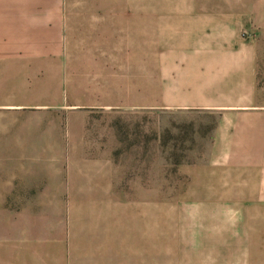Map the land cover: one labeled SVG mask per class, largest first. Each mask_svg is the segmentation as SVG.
<instances>
[{"label": "rangeland", "instance_id": "1", "mask_svg": "<svg viewBox=\"0 0 264 264\" xmlns=\"http://www.w3.org/2000/svg\"><path fill=\"white\" fill-rule=\"evenodd\" d=\"M155 1L159 13L201 4L264 26V0H127L126 12ZM84 41L71 42L61 94L39 65L0 97V264H264L246 97L155 100L149 71L130 68L104 86L77 62ZM140 48L128 35V65L148 60Z\"/></svg>", "mask_w": 264, "mask_h": 264}, {"label": "crops", "instance_id": "2", "mask_svg": "<svg viewBox=\"0 0 264 264\" xmlns=\"http://www.w3.org/2000/svg\"><path fill=\"white\" fill-rule=\"evenodd\" d=\"M74 4L72 0H0V97H14L8 88L13 80L31 78L32 72L38 76L39 65L45 76L58 79L61 94L64 64L72 63L75 52L73 39L87 40L82 44L86 51L78 53L89 56L77 62L104 86L110 87L112 78L124 79L130 68L139 71L136 76L141 79L142 71H149L150 95L155 100L213 102L220 97H246V164L252 168L247 196L261 199L258 203L264 210V26L248 13H208L201 4L159 13L155 1L149 14H127V0H78V5L88 8L72 10ZM253 28V40L242 38ZM128 35L136 55L143 53L140 47L149 46L147 61L137 56L128 65Z\"/></svg>", "mask_w": 264, "mask_h": 264}, {"label": "built area", "instance_id": "3", "mask_svg": "<svg viewBox=\"0 0 264 264\" xmlns=\"http://www.w3.org/2000/svg\"><path fill=\"white\" fill-rule=\"evenodd\" d=\"M242 36L245 37V38H250V39L253 37L252 34L248 35V34H245V33Z\"/></svg>", "mask_w": 264, "mask_h": 264}]
</instances>
